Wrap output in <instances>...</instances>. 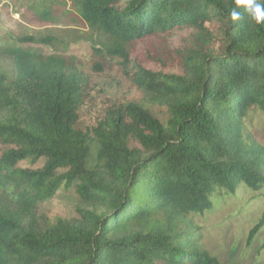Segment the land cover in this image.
<instances>
[{"label": "trees", "instance_id": "1", "mask_svg": "<svg viewBox=\"0 0 264 264\" xmlns=\"http://www.w3.org/2000/svg\"><path fill=\"white\" fill-rule=\"evenodd\" d=\"M71 7L102 37L94 69L118 59L130 88L103 100L71 57L0 49L11 71L0 72V264H222L195 216L264 188V142L245 124L252 109L264 113V22L235 0ZM177 29L192 31L187 46L166 40ZM140 42L149 67L131 63ZM60 188L78 197L77 217L40 214ZM261 228L264 210L248 244Z\"/></svg>", "mask_w": 264, "mask_h": 264}, {"label": "rangeland", "instance_id": "2", "mask_svg": "<svg viewBox=\"0 0 264 264\" xmlns=\"http://www.w3.org/2000/svg\"><path fill=\"white\" fill-rule=\"evenodd\" d=\"M42 10L49 11L45 19L40 18L39 12ZM75 13L71 0H0V49L3 46L21 44L44 55L71 57L85 73L90 74L98 91L95 94L97 97L103 100L122 97L130 86L121 71L120 62L118 59L105 58L103 67L94 69L93 63L97 57L92 54V48L100 47L102 37ZM191 32L177 29L166 40L174 46L185 47L191 38ZM24 35L51 36L54 40L50 44L32 41L20 43L17 39ZM144 44L140 42L135 45L130 59L132 64L149 67L150 59ZM1 60L0 72L9 78L10 68L5 62L1 63ZM128 96L133 94L129 93ZM155 112L162 120L166 117L164 108H156ZM245 124L264 142L262 111L252 109ZM41 163L42 160L35 164L26 160L19 162L22 167H37ZM78 207H82V204L75 193L71 189L60 188L51 198L40 203V214L45 217L59 215L72 218L78 216ZM263 210L264 188L257 191L240 190L236 195L218 199L211 212L195 216V222L201 228L202 244L222 264H264V228H261L250 244L247 240L250 228Z\"/></svg>", "mask_w": 264, "mask_h": 264}, {"label": "clouds", "instance_id": "3", "mask_svg": "<svg viewBox=\"0 0 264 264\" xmlns=\"http://www.w3.org/2000/svg\"><path fill=\"white\" fill-rule=\"evenodd\" d=\"M236 5H244L250 14L252 20L257 24L264 22V0H260L259 3L256 0H235ZM239 13L233 12L232 19H238Z\"/></svg>", "mask_w": 264, "mask_h": 264}]
</instances>
